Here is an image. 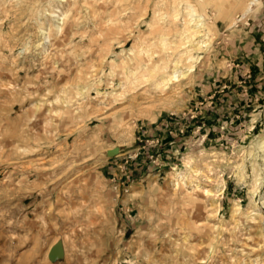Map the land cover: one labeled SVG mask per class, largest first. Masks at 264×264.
<instances>
[{"label": "rangeland", "instance_id": "374dc122", "mask_svg": "<svg viewBox=\"0 0 264 264\" xmlns=\"http://www.w3.org/2000/svg\"><path fill=\"white\" fill-rule=\"evenodd\" d=\"M146 1L0 0L1 263L264 264V0H209L194 36ZM157 33L196 57L177 81L148 74Z\"/></svg>", "mask_w": 264, "mask_h": 264}, {"label": "bare ground", "instance_id": "6f19581e", "mask_svg": "<svg viewBox=\"0 0 264 264\" xmlns=\"http://www.w3.org/2000/svg\"><path fill=\"white\" fill-rule=\"evenodd\" d=\"M121 1H124L125 0H121ZM130 1V0H129ZM151 1V0H150ZM160 1V0H159ZM162 1V0H161ZM209 0H177V2L179 3H184L186 5V8H187V16H188V20L186 22H184L185 24V27H184V32L186 34H188L189 36H194L198 33L201 32V30H207L209 31V33H211L212 31L215 33L216 32V27H214L213 23L210 25L208 22L205 21V9H204V4H206ZM215 1V10H216V15H222L224 14H229L228 12L231 10H234L236 8H239L237 7L239 5V3L242 1V0H214ZM251 1V0H250ZM258 0H253V2H257ZM148 2V0L146 1ZM128 3V2H127ZM126 3V4H127ZM160 3V2H159ZM159 3H158V6H159ZM169 3V2H168ZM176 4V3H175ZM247 4V3H246ZM157 5V4H156ZM172 5V3H171ZM174 5V4H173ZM250 5V3H249ZM127 6V5H126ZM246 6V5H245ZM155 8L152 10V16L153 18H156V16H158V12L156 11V7L157 6H154ZM160 7H161V4H160ZM174 7V6H173ZM197 7L200 8V13L199 11L197 10ZM127 8V7H126ZM185 8V9H186ZM198 8V9H199ZM241 8V7H240ZM120 9V8H119ZM146 9V8H145ZM160 9V8H159ZM162 9V7H161ZM244 9V8H243ZM76 10V9H75ZM121 11V10H120ZM178 11V10H177ZM181 11V10H180ZM250 11V7L247 6L243 12H242V15H246L248 12ZM119 12V10H118ZM173 12V11H172ZM176 12V11H175ZM110 13V12H109ZM116 13V11H115ZM120 13V12H119ZM118 13V14H119ZM144 13H147L145 10L143 12ZM178 13V12H176ZM116 15V14H115ZM165 15V14H164ZM163 15V16H164ZM197 16V17H196ZM174 17V16H172ZM178 17V16H177ZM178 18H176L177 20ZM238 19V18H237ZM174 20V19H173ZM234 23V20H230V24L232 25ZM216 25V24H215ZM230 25V26H231ZM112 27V25H111ZM160 26H157L156 28H158ZM154 28L153 26H151V29ZM230 28V27H229ZM228 28V29H229ZM110 29H113L110 28ZM114 30V29H113ZM159 29H152L151 31L152 32H155V31H158ZM163 30V29H162ZM116 31V30H114ZM113 33V32H112ZM158 34V33H157ZM208 35V34H207ZM155 36V35H154ZM153 36V37H154ZM163 34H158L157 35V38H158V43L156 45H146L145 47H148L145 49V58H144V62L148 61L149 59L152 60V63H153V67H151L150 70H148V74L149 76L151 75L152 77H160L162 78V80H166L168 82H173V81H177L178 80V77L183 74L182 71H179L180 69L177 70V65L179 63H181L182 61L184 60H188V61H193L196 57L193 56V52H192V49L190 50H185V51H179L177 53L176 56L174 57H167L165 54H158L159 52L161 53L164 48H165V38L162 37ZM209 38V36H208ZM142 40V39H141ZM207 40H204L202 41L203 43L206 42ZM145 43V42H144ZM183 42H181L180 45H182ZM151 51V53L149 52ZM148 52V54H147ZM153 54H157L159 55L157 59H155V57L153 56ZM136 56V55H135ZM194 62V61H193ZM139 63V62H138ZM152 63H149L152 64ZM131 64L133 66H135V64L137 63H133L131 62ZM138 67V66H137ZM179 68V67H178ZM133 69V68H132ZM136 69V67H135ZM139 70V69H138ZM136 70V71H138ZM131 71V70H130ZM132 72V71H131ZM126 84V83H125ZM120 85V84H119ZM166 87V86H165ZM164 87V88H165ZM124 96V95H123ZM31 144V143H30ZM27 145V144H26ZM20 147V146H19ZM17 149V148H16ZM6 158V157H5ZM15 183V182H14ZM12 192V191H11ZM38 193V192H37ZM41 217V216H40ZM40 219V218H39ZM33 220V219H32ZM31 223V222H30ZM46 225V224H45ZM34 226V225H33ZM36 226V225H35ZM37 232V231H36ZM35 237V236H34ZM33 237V238H34ZM52 244V243H51ZM16 245V244H15ZM35 246V245H34ZM51 247V246H50ZM52 249V248H51ZM51 251V250H50ZM58 252V251H57ZM4 253V252H3ZM13 252H11L9 254L8 257H6L5 261L4 262H0V264H11L12 263V258L14 257L13 256ZM49 258H51L52 256V252H50L49 254ZM58 258V257H57ZM3 261V260H2ZM52 261V260H51ZM53 262V261H52Z\"/></svg>", "mask_w": 264, "mask_h": 264}, {"label": "crops", "instance_id": "0c3cea01", "mask_svg": "<svg viewBox=\"0 0 264 264\" xmlns=\"http://www.w3.org/2000/svg\"><path fill=\"white\" fill-rule=\"evenodd\" d=\"M171 124V123H170ZM167 128H171V126H167V124H161L160 126H157L155 129L153 130H148V133L146 135H144L145 137H148V142L151 143V141L154 140L158 142V144L156 145H149L148 146V154L151 153L152 154H158L160 153L159 150H162L163 152H167L170 153V149H172V144H174L175 142L178 141V139H176V137L178 136V134L182 133L181 131L183 129H179L180 133L177 134H173L171 131L166 132ZM170 132V133H169ZM176 132V131H175ZM162 133V134H161ZM168 138V139H166ZM163 139L168 140L167 144L165 146H170L169 150H164L162 145H164ZM172 141H171V140ZM142 154H144V152H142ZM173 154V152L171 153V155ZM161 155V154H160ZM149 156V155H148ZM159 156V155H158ZM174 158V157H173ZM143 166V165H142ZM141 166V168H142Z\"/></svg>", "mask_w": 264, "mask_h": 264}, {"label": "water", "instance_id": "95a60500", "mask_svg": "<svg viewBox=\"0 0 264 264\" xmlns=\"http://www.w3.org/2000/svg\"><path fill=\"white\" fill-rule=\"evenodd\" d=\"M56 251H57V250H56V248H55V247H53V249H52V251H51V252H52V256H51V258H53V257H54V254L56 253Z\"/></svg>", "mask_w": 264, "mask_h": 264}]
</instances>
